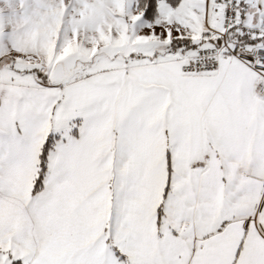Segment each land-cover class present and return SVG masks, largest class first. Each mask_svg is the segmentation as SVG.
Instances as JSON below:
<instances>
[{"label": "snow or ice", "instance_id": "6c2138e0", "mask_svg": "<svg viewBox=\"0 0 264 264\" xmlns=\"http://www.w3.org/2000/svg\"><path fill=\"white\" fill-rule=\"evenodd\" d=\"M0 264H264V0H0Z\"/></svg>", "mask_w": 264, "mask_h": 264}]
</instances>
